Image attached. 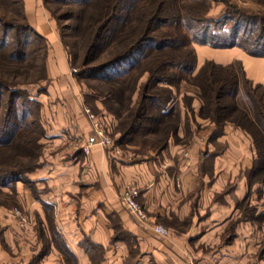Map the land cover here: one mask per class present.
Masks as SVG:
<instances>
[{
  "label": "crops",
  "instance_id": "1",
  "mask_svg": "<svg viewBox=\"0 0 264 264\" xmlns=\"http://www.w3.org/2000/svg\"><path fill=\"white\" fill-rule=\"evenodd\" d=\"M24 11L52 49L48 85L37 97L47 138L40 156L44 164L28 174L36 196L21 185V202L28 213L35 210L40 233L47 238L38 264H69L57 249L58 240L74 264H94L87 244L100 249L98 264H264V199L259 207L253 205V186L260 184L252 179L257 155L251 137L232 125L213 135L212 124L199 135L206 140L192 144L186 156L173 137L150 155L131 158L100 146L85 155L81 145L91 124L60 35L42 0H24ZM198 56V64L206 59L222 65L240 61L246 77L264 85V58L239 48L203 49ZM195 102L199 109V100ZM179 116L181 123L186 113ZM180 134L181 124L175 132ZM205 141L208 154L201 152ZM129 187L138 191L144 221L122 202ZM242 203L255 208L253 216L241 211ZM154 225H162L169 235H158ZM0 264L14 263L0 257Z\"/></svg>",
  "mask_w": 264,
  "mask_h": 264
},
{
  "label": "trees",
  "instance_id": "2",
  "mask_svg": "<svg viewBox=\"0 0 264 264\" xmlns=\"http://www.w3.org/2000/svg\"><path fill=\"white\" fill-rule=\"evenodd\" d=\"M212 1L42 0L57 25L62 23L59 34L70 65L80 68L76 77L90 78L112 71L104 75V83L112 85L110 95L115 96L117 90L127 92L120 99L129 103L140 87L142 74L148 77L139 90L140 100L149 86H167L163 101L155 105L161 116L154 120L163 135L152 142L157 148L166 146L180 124L177 112L167 111L163 103L172 99L171 88L184 80L196 89L199 114L214 124L213 135L222 134L223 127L231 124L251 137L257 155L255 172L261 171L264 85L249 80L237 60L226 65L206 60L195 72L196 54L191 45L238 47L249 56L264 58V0H252L258 5L256 11L239 9L231 0H224L223 19L235 18L227 34L222 27L214 28L219 25L216 21L213 24L206 18ZM145 48L141 61H131ZM46 57V40L29 24L24 0H0V187L6 182L23 181L25 174L38 167L41 153L37 125L35 120L28 124L25 120L28 109L36 110L39 104L25 86L46 80ZM125 64L127 73L122 76L125 69L120 68ZM138 105L134 118L146 107L142 102Z\"/></svg>",
  "mask_w": 264,
  "mask_h": 264
},
{
  "label": "rangeland",
  "instance_id": "3",
  "mask_svg": "<svg viewBox=\"0 0 264 264\" xmlns=\"http://www.w3.org/2000/svg\"><path fill=\"white\" fill-rule=\"evenodd\" d=\"M231 2L234 3L239 9H243L247 11H256L258 9V5H256L252 0H245V1L231 0ZM209 8L210 9L206 13V18L210 20V23L216 21V23H218L219 25L214 26V28L222 27L223 30L225 31V34H227V30L235 18L230 16L231 21H226V19H223L222 15L226 11L225 1L224 0L212 1ZM49 15L50 17H52L50 12ZM52 19L53 20L50 21L54 22L57 32L59 33V28L61 27L62 23H59L57 25L55 19L53 17ZM67 41L71 42V40H67ZM46 44H47L46 80L25 86L31 98H33L39 104L36 110H34L33 108L28 109V115L25 120V123L26 124L32 123V121L35 120L34 125H37V128H35V134L39 136L38 143L40 144V153H42L44 148L43 142H45L47 138L45 136L46 129L44 128L42 121V103L38 101L37 97H39L40 94H43L45 87L48 85L47 59H48V53L52 50L50 44H48L47 41ZM191 46L195 51L196 59L197 57H199L198 56L199 50H203V49H206L208 51L215 50L209 46H203L195 43H192ZM233 48H238V47H233ZM64 49L66 51V54H68L67 49L65 47ZM146 49L148 48H145L144 50L138 52L134 56V58H132L133 60L131 61L134 60L141 61V59L143 58V54L146 52ZM216 50H226V49H216ZM99 60H97L95 63H97ZM204 61L198 64L196 60L195 72L204 63ZM68 64L71 70V74L80 84L82 89L83 99H84V107L82 110L83 113L87 117L85 111L86 109H89L91 113H93L99 119H101L105 127L106 133L113 140V147L111 148L113 151H115L119 155H125L127 157L133 158V156L136 154L150 155L151 153H157L165 147V145H163L160 148H157V146L152 142L157 137L163 136L162 132H158L160 126H158V123H156L154 120V119L159 120L161 116V113L155 110L157 109L155 105L157 104L160 105L159 101H163L164 98L163 95L166 94L164 89H167L166 88L167 86H164L161 83L153 86H149L147 90L143 92L141 91L144 96L142 100H140L141 96L139 97L140 94L139 90L144 85L148 77L147 74H142L139 81L140 87L137 89L133 97V101L129 103L126 102L125 100L120 99L122 97H125L127 95V92L120 93L117 90L116 93L118 95L115 94V96L117 95V97H119L118 99L115 96L110 95L111 94L110 89H112L111 87L112 85H108L104 83L105 81L104 75H109L110 73H112V71H108L105 74L101 73L95 77L79 78L80 76L76 77V75L78 74L80 68L71 67L69 58H68ZM125 65L126 66L120 68V69H125V71L122 72L123 73L122 76L127 73L126 69L128 67L127 66L128 64ZM169 72L171 71H168V74H170ZM31 74L33 76L37 75V73L35 72H32ZM176 75L179 74L177 73ZM186 77H189V75L187 74ZM122 87L123 86L117 88H122ZM171 92H172V99L169 102H164L163 105L166 106L167 111H169L170 109L175 110L178 116L181 115L182 112L183 113L185 112L186 116L185 118L183 117L182 120L183 122L181 121L180 123L181 134L179 136L173 134L168 138L173 137L174 141L177 144L181 145L182 148L186 149L185 153H183L186 156L187 155L186 151L190 146H192V144L198 143L200 142V140H206V136L201 137L199 135L202 134L201 132L206 133L204 131L211 129L208 127H213L212 126L213 123L209 119H205L199 116L200 115L198 109L199 104L195 102V100H197L196 89L189 82L184 80L181 81L178 84V86L171 88ZM149 96H151V98L152 97L158 98L155 101L153 100L155 104H153L154 102L152 100H148ZM139 102L144 103L146 107H143L142 114H140L139 117L136 116L137 118H134L139 109V105H138ZM196 115H198L197 118ZM15 116H17V114ZM200 117L202 118V120H199L201 119ZM204 119L206 121H204ZM227 125H231V124H227ZM30 126L33 128V124H31ZM122 129H125L126 131L123 132ZM37 130L38 132H36ZM205 145H206L205 149L201 150V152H203L204 154H208L207 153L208 151L206 150L207 141H205ZM43 164L44 162L41 159H39L38 167L36 169L40 168V166H42ZM28 174L29 173L24 175L23 181L6 182L5 186L0 187V257L11 259L14 264H38L40 259L43 257V253L46 252L47 249L46 247L48 244L47 238L40 233L42 228H40L39 225L40 222L36 220L35 210L33 212V215L31 213H28L21 202L22 184H23V189L28 188L29 191L34 196H36L35 182L28 178L29 177ZM252 179L254 185L256 183L260 184V186L259 185L253 186L254 194L252 198L253 205L259 207L260 204L262 203L261 199H264V170L257 172L254 171V174L252 175ZM17 187H18V193L16 191ZM253 208H249L248 205L244 203L240 204L241 211L244 212V214H247L248 216L249 215L253 216L252 214L255 210V208L254 209ZM16 211H18V213H16ZM48 213H51V210L48 209ZM57 247H59L57 249L61 248V250L64 251V253L60 252V254L66 262L73 261V257L71 256V253L67 251V249L64 247L63 243L60 240L57 241ZM87 249L91 250V254L93 255L94 258L93 261L94 264H98L101 260L100 249H98V247H95L92 244H87ZM71 262H69V264H71Z\"/></svg>",
  "mask_w": 264,
  "mask_h": 264
},
{
  "label": "built area",
  "instance_id": "4",
  "mask_svg": "<svg viewBox=\"0 0 264 264\" xmlns=\"http://www.w3.org/2000/svg\"><path fill=\"white\" fill-rule=\"evenodd\" d=\"M85 113L91 124V134L81 145V150L85 155H88L94 146H100L104 149H111L113 147L112 138L106 133L105 127L101 119L86 109ZM138 191L134 188H126L121 194L122 202L127 210H129L137 219L144 221L146 215L141 205L136 200ZM18 213V211H16ZM153 230L155 233L162 237L169 235V230L162 225H154Z\"/></svg>",
  "mask_w": 264,
  "mask_h": 264
}]
</instances>
